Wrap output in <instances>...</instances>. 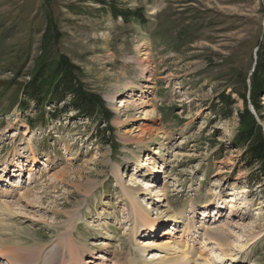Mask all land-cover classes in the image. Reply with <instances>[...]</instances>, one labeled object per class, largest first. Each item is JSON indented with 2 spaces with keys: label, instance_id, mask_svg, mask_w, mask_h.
<instances>
[{
  "label": "rangeland",
  "instance_id": "rangeland-1",
  "mask_svg": "<svg viewBox=\"0 0 264 264\" xmlns=\"http://www.w3.org/2000/svg\"><path fill=\"white\" fill-rule=\"evenodd\" d=\"M61 54L109 116L80 115L69 96L40 113L25 98L37 62ZM258 65L262 81L264 0H0V248L19 260L0 264H30L63 236L83 264H162L170 255L157 244L189 238L205 251L206 230L233 257L216 260L211 246L222 250L208 245L215 264H264V176L234 143L245 106L239 93L249 97ZM261 104L259 113L248 107L264 127V95ZM143 121L152 131L139 142ZM148 154L152 163L143 165ZM17 163L19 171H3ZM155 169V178L145 175ZM144 182L156 185L148 195L139 193ZM126 186L150 216L176 221L134 236ZM209 200L224 207L204 216ZM258 223L261 230L251 229ZM258 231L239 251L241 236ZM147 240L153 247L143 252ZM56 249L44 264H56ZM195 258L191 264H208Z\"/></svg>",
  "mask_w": 264,
  "mask_h": 264
},
{
  "label": "trees",
  "instance_id": "trees-1",
  "mask_svg": "<svg viewBox=\"0 0 264 264\" xmlns=\"http://www.w3.org/2000/svg\"><path fill=\"white\" fill-rule=\"evenodd\" d=\"M119 15L125 16V12L119 13ZM51 26L52 23L48 25L45 35V42H48V45L52 34ZM60 38L59 33H57L55 41L58 42ZM76 68L65 55L61 54L58 57L43 56L35 66L32 80L25 83L22 88L25 92V98L36 101L40 113L44 112V103L60 102L69 96L70 105L80 115L89 117L107 114L109 116L104 100L98 94L85 90L83 82L75 73ZM260 68L258 65L254 69L249 97H247L248 92L239 93L245 106L244 110L238 113L240 126L234 137V143L239 146H246L245 157L248 159L249 166L257 163L259 165L258 173L264 176V127L257 121L248 107L250 102L258 113L263 108L261 102L264 95V80L258 81L256 79ZM226 97L228 98L229 95ZM20 103L23 104L21 108L24 109L28 104L26 101Z\"/></svg>",
  "mask_w": 264,
  "mask_h": 264
},
{
  "label": "bare ground",
  "instance_id": "bare-ground-1",
  "mask_svg": "<svg viewBox=\"0 0 264 264\" xmlns=\"http://www.w3.org/2000/svg\"><path fill=\"white\" fill-rule=\"evenodd\" d=\"M147 60H148V57H144V59H142V60L140 59L139 62L141 64H144L145 61H147ZM152 79H153L152 74H149L147 81H151ZM128 86H131V84H128ZM122 101L123 102L121 103V106H124L126 100L122 99ZM139 109H140V107H139ZM148 111H145V113H147ZM138 127H139L138 128L139 132H138V134L136 136V139H137V141L140 142V141L143 140V137H144V135L146 133H149L150 131H152V128L147 127L144 121L141 123V126L139 125ZM125 136H127V135H125ZM31 154H32V156H30L31 159L34 162H37V160H36L37 157H36L35 152L33 150L31 151ZM145 159H146V161L148 160L149 162L145 161L143 163V165L149 164L151 162L150 160L152 159V156H150L148 154ZM0 165H3V162H0ZM20 169H22V165H21V163H19V164L17 163V164H14V165L7 164L6 167L4 168V170L3 169L2 170L4 172L6 171L8 173V172H12V171H19ZM159 171H161V170H158V169H155V170H152V171H148L147 170L145 172V175L149 176V177H152V178H155ZM1 180H3L2 177H0V181ZM129 185H132V184H129ZM129 185H127V186H129ZM127 186L125 188V192L128 195L131 196L132 211H133L134 217L136 219L135 221H137L136 222V226H135L134 236H136V234H138L141 231L140 229L142 227H145L147 230H150L149 232L158 231L159 230V225L162 224V223H166L170 218L161 219V218H154V217L150 216V214L148 212V209H150L151 206H147L146 203L144 204L142 202V200L140 199V197L134 196L133 189L128 188ZM155 187H156V185L154 183L153 184H149L147 182H144V186L139 187V193L142 194V195H148L155 189ZM159 191H161V192L164 191V188H162V186H161ZM8 194H9V192H8ZM164 195H165V193H161L160 195H158V198L156 199V201H158V202L165 201L164 200L165 199ZM229 201H233V198H229ZM5 204L7 205V203H5ZM210 206L211 207L215 206V208L224 207L223 202H220V200H209L206 204H202L200 206V207H206V209L204 210V213H203L204 216H207V215L210 214L209 211H208ZM6 209H8V208H6ZM192 213H193V215H195V208L194 207L192 208ZM233 215H235V216L237 215V217H243L242 213L240 214L238 212H236V213L233 212ZM175 219L176 218L173 217L170 220H175ZM190 222H191V220H189V223H187V225L190 224ZM187 225L185 226L184 231L186 232V234H187V232L189 234L190 232H192L191 228H194L193 226H195V225H193L192 223H191L190 227L187 226ZM234 225L236 227H240L239 222L235 221ZM187 227H188V229H187ZM257 228L261 230L262 229V224L258 223V224H256L255 227H252L251 229H257ZM209 231L210 230H206L205 231L207 234H209L208 235L209 236V241H208L209 244L208 243H207V245L205 244V246H204V250L205 251H203V248H197L194 244L192 245V243H189V238H187L185 240H178V241L175 240L172 243L167 241L165 244L164 243L163 244H157V246H158L157 248H159V249L165 248L166 249V254L170 255V257H167V258H165V260L162 261V264H191L189 258H192V257H196L194 259L195 262L198 261V260H203L204 262H207L208 264H215L214 262H216V260H218V259L219 260L220 259H222V260H224V259L225 260H231V258H233V257H230L231 256V255H229L230 253H226V252H224L222 250V249H224L223 246L226 244V242H225L226 240L222 236L216 235V233H214L213 231L212 232L211 231L209 232ZM259 231L257 233L253 232V233H248L245 236L244 235L241 236V238H243V240H241V242H239V244H238L239 251H241L243 253L244 252L246 253L247 248L250 247V245H252V243L256 242V240H257L256 239V235H258ZM146 232H148V231H146ZM169 233H170L169 230L168 231L164 230L162 235L164 236L165 234H169ZM254 233H256V234H254ZM216 240H219V241L214 242ZM150 243H153V242H151L150 240H147L145 245L140 247V250L143 251V252L148 251V249L153 247V245H151ZM211 244H214L215 246L217 245L216 246L217 249L219 248V250L223 251V252L221 251V252L216 254V250L214 248H212V246H211L210 250L214 251L215 257L217 256L215 258L216 259L215 261H214V259L212 261V257H208L209 254L206 251V248L208 247V245H211ZM55 246H57V249H56V252L54 250L53 254H55V256H56L55 259H54L56 261V264H65L66 262H68V258L66 257V254H68L70 256V258H74L73 264H83L81 262V260H79L77 258V255L74 252V248L72 247V244H70L69 241L64 238V236L62 238H58L54 244H51L47 248L46 253L45 254H41V258H39L37 260L34 259V262H32L30 264H44L42 262L43 259L47 258V256H46L47 254H50V252L52 253V251L55 248ZM205 253H207L208 255H206ZM222 255H224L223 258L221 257ZM97 257H101V255L97 256ZM1 258H4L5 260H8L10 263H13V261H19L17 255H15V256L9 255L8 251L3 250L2 247L0 248V259ZM91 262L92 261L89 260L87 263H91ZM21 263L23 264V262H21ZM21 263L19 262V263H16V264H21Z\"/></svg>",
  "mask_w": 264,
  "mask_h": 264
}]
</instances>
